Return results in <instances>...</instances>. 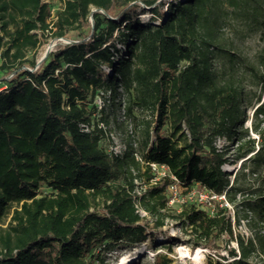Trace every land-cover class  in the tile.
Wrapping results in <instances>:
<instances>
[{
  "label": "trees",
  "instance_id": "obj_1",
  "mask_svg": "<svg viewBox=\"0 0 264 264\" xmlns=\"http://www.w3.org/2000/svg\"><path fill=\"white\" fill-rule=\"evenodd\" d=\"M225 2L247 10L264 31V0H64L55 17L45 0H0V69L12 74L0 85V264H104L119 248L154 241L156 232L172 253L176 238L163 230L172 187L234 203L246 192L241 176L255 183L240 205L243 217L224 201L211 211L188 201L171 216L193 248L220 256L209 255L207 264H264V51L249 67L261 89L256 138L244 127L243 88L214 67L220 54L235 61L216 44ZM145 10L147 22L138 17ZM76 31L39 66L27 58L47 36ZM120 88L128 112L151 116L141 121L140 147L124 156L104 145L95 118V100L114 99ZM219 140L237 141L234 161L242 165L234 179L223 170L231 151ZM142 164L147 188L138 195ZM153 165L167 175L157 179ZM242 220L251 237L236 233ZM172 263L157 254L152 264Z\"/></svg>",
  "mask_w": 264,
  "mask_h": 264
},
{
  "label": "rangeland",
  "instance_id": "obj_2",
  "mask_svg": "<svg viewBox=\"0 0 264 264\" xmlns=\"http://www.w3.org/2000/svg\"><path fill=\"white\" fill-rule=\"evenodd\" d=\"M45 2L50 6L53 17H55L56 11L61 9L64 5V0H45ZM139 13V19L144 22L149 21L151 18L149 10ZM243 13H247V10L242 7H233L229 5L228 2L223 4V8L220 12L219 28H217L216 31V44L230 53H233V55H235V61L233 63L227 56L220 54L214 61V67L222 73L224 78L234 81L243 88L247 100V104L244 106V127H248L251 136L257 138V134L252 130V119L253 112L258 105L257 97L261 93V89L254 84L253 72L249 67L256 65L257 56L264 51V31L256 27L251 19L247 18ZM50 21H52V18H50ZM77 33V31L73 32L69 38H54L49 35L38 50L29 51L27 53V58H34L37 67L52 51L56 50L60 44L73 42L74 39L78 37ZM120 49L124 51L123 46H120ZM104 71H106L107 75L110 74V69L108 67H105ZM11 75L12 74H9L7 70L0 69V85L3 84L4 78H10ZM263 99L264 92L262 93V100ZM95 103L98 108L95 118L106 131L107 137L104 141V145L108 150L124 156L130 147L135 149L139 148L143 140L142 130L144 128V124H142L141 121L151 119L150 114L148 112L142 113L137 110L128 112L127 97L121 88L119 89V94L114 99L110 93H105L101 94L95 100ZM101 117H106L109 120V124L106 125L100 122ZM218 147L222 149L228 147L230 149L231 161L223 166V170L230 174L231 179H234L236 174L241 173L242 165V160L234 161V156L238 148L237 141L229 143L225 140H219ZM136 155L137 158L140 159V154L137 153ZM152 167L157 175V179L167 175V170L165 168L156 165ZM146 169L147 166L142 164V178L135 180V191L138 195L147 188L144 177ZM253 184L255 183L252 176H241L239 179V187L246 190V192H237L236 201L234 203L227 201V204L217 199H211L199 188L194 189L188 194L179 186L172 189L169 211H164V213L169 216L166 219L163 230H166L170 236L176 238L174 241L175 244L173 245V252L170 253L167 250L168 243H164L165 239L163 235L156 232L154 241H147L140 245L119 248L106 256L104 264H124L126 261H129V264H152L157 254H167L172 258V264H207L209 255L213 260H221L220 256L215 252H211L203 247L193 248L190 244L191 238L185 233L184 229L180 227L179 222L175 221L171 215L180 213L183 207L190 201L208 211L213 209L212 207L215 202H222L232 209V216H234L235 211H239L240 216L243 217L244 214L240 205L245 197H249L247 190ZM41 190L43 192L49 191L46 187H42ZM141 214L143 216L147 215L144 211H141ZM8 221L9 218L6 223H8ZM3 226H6V224ZM235 231L244 238L251 237L252 234L245 220H242L240 225L235 224ZM224 245H226L225 242L223 246ZM230 247L236 248L237 244L231 242ZM200 248L203 249V252L200 254L202 258L197 262L198 260L195 259L196 252ZM221 253L222 255H227L225 251Z\"/></svg>",
  "mask_w": 264,
  "mask_h": 264
},
{
  "label": "built area",
  "instance_id": "obj_3",
  "mask_svg": "<svg viewBox=\"0 0 264 264\" xmlns=\"http://www.w3.org/2000/svg\"><path fill=\"white\" fill-rule=\"evenodd\" d=\"M177 186H173L172 189H175ZM204 193H206L208 195V197H210L211 199H217V200H220V201H224L226 202L227 204V199H226V195L225 194H222V195H217L213 192H209V191H206V190H203Z\"/></svg>",
  "mask_w": 264,
  "mask_h": 264
},
{
  "label": "bare ground",
  "instance_id": "obj_4",
  "mask_svg": "<svg viewBox=\"0 0 264 264\" xmlns=\"http://www.w3.org/2000/svg\"><path fill=\"white\" fill-rule=\"evenodd\" d=\"M201 252H203L202 248L198 249V251L196 252V258L195 259L198 260L197 262H199V260L202 258L200 256ZM124 264H129V261H126Z\"/></svg>",
  "mask_w": 264,
  "mask_h": 264
}]
</instances>
